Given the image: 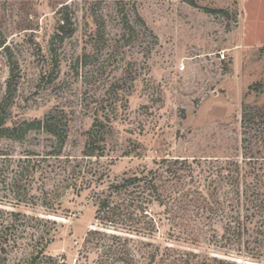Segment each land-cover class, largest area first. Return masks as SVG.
<instances>
[{"label": "rangeland", "instance_id": "374dc122", "mask_svg": "<svg viewBox=\"0 0 264 264\" xmlns=\"http://www.w3.org/2000/svg\"><path fill=\"white\" fill-rule=\"evenodd\" d=\"M0 64V210L56 221L30 222L28 237H54L45 255L67 264L100 229L95 194L110 179L164 158L188 159L197 175L241 159L245 131L263 136L264 112L246 130L241 121L244 106L264 108V0H0ZM49 115L72 158L103 122L98 187L53 196L64 186L54 159L35 172L59 143L24 124ZM39 245L21 242L2 264H54L30 258Z\"/></svg>", "mask_w": 264, "mask_h": 264}, {"label": "trees", "instance_id": "16d2710c", "mask_svg": "<svg viewBox=\"0 0 264 264\" xmlns=\"http://www.w3.org/2000/svg\"><path fill=\"white\" fill-rule=\"evenodd\" d=\"M255 111L262 113L264 108L243 107L241 123L245 130L255 124ZM259 118L263 136L256 138L245 131L241 159H217L215 165L197 175L189 160L180 158H164L156 168L145 167L112 180L107 174L110 180L106 188L95 194L100 229L87 233L76 264H89L91 255L96 258L93 264H239L236 260L242 258L260 261L264 256V118ZM24 125V131L36 128L59 143L46 158L35 161L38 172L42 163L53 158L51 173L56 178L64 176V186L57 185L53 196L69 189L79 195L104 181L105 175L92 161L104 157L99 153V141L105 143V136L96 131L97 125L103 126L100 119L88 131L80 158L63 155L68 138L56 131L59 124L52 115ZM7 131L16 134L19 129ZM33 156L29 155L27 162ZM50 215L64 216L58 211ZM33 221L58 225L37 216L0 210V264L28 239L40 244L30 256L33 261L45 257L54 264H67L65 256L45 255L47 243L54 237L36 233L28 237V225ZM201 246L207 251L191 249Z\"/></svg>", "mask_w": 264, "mask_h": 264}, {"label": "water", "instance_id": "95a60500", "mask_svg": "<svg viewBox=\"0 0 264 264\" xmlns=\"http://www.w3.org/2000/svg\"><path fill=\"white\" fill-rule=\"evenodd\" d=\"M239 264H248L249 262L246 260H242V259H237L236 260Z\"/></svg>", "mask_w": 264, "mask_h": 264}, {"label": "built area", "instance_id": "2783aa9c", "mask_svg": "<svg viewBox=\"0 0 264 264\" xmlns=\"http://www.w3.org/2000/svg\"><path fill=\"white\" fill-rule=\"evenodd\" d=\"M0 67H1V64H0ZM180 69L181 70H184L185 69V66L183 65Z\"/></svg>", "mask_w": 264, "mask_h": 264}, {"label": "bare ground", "instance_id": "6f19581e", "mask_svg": "<svg viewBox=\"0 0 264 264\" xmlns=\"http://www.w3.org/2000/svg\"><path fill=\"white\" fill-rule=\"evenodd\" d=\"M249 263H253V262H250V261H249ZM256 264H257V263H256Z\"/></svg>", "mask_w": 264, "mask_h": 264}]
</instances>
